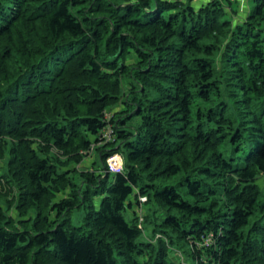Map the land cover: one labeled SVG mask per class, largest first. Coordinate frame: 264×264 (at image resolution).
Wrapping results in <instances>:
<instances>
[{
  "label": "trees",
  "instance_id": "16d2710c",
  "mask_svg": "<svg viewBox=\"0 0 264 264\" xmlns=\"http://www.w3.org/2000/svg\"><path fill=\"white\" fill-rule=\"evenodd\" d=\"M193 1L0 0V264H264V0Z\"/></svg>",
  "mask_w": 264,
  "mask_h": 264
},
{
  "label": "rangeland",
  "instance_id": "374dc122",
  "mask_svg": "<svg viewBox=\"0 0 264 264\" xmlns=\"http://www.w3.org/2000/svg\"><path fill=\"white\" fill-rule=\"evenodd\" d=\"M207 1H209V0H207ZM238 1L239 2L233 1V5L238 8L237 13L233 14V16L235 18L234 20H236V18L238 20L239 18H241V16L246 17V15H247L246 12L250 9L249 8L250 0L249 1L248 0H238ZM200 3L201 2L198 0L193 1L194 6H199ZM129 61H132L131 57H129ZM123 86H124V88L128 87L129 82L124 81ZM117 110H119V107L117 108ZM111 117H112V113H111V115L110 114L108 115L107 129L112 128V123L110 121ZM107 129H105V130H107ZM99 138H102V135ZM111 139H113L112 136H104L102 140H103V143H105ZM96 146L97 145H95V143H94L91 147V150H89L88 152L84 151L85 155H84V158L82 159V161L79 162L80 164L72 162V165H73L72 167H74V165H75L76 168H78L79 170H82L85 167L84 164L91 166V164L94 162V160H97V161L99 160V162H100V156H99L98 150H96ZM16 148H18V146L16 143L14 144V139L11 136L7 137L6 144H4L3 148H0V156L3 154L1 157V161H0V175H3V173L5 174L6 172H8V174H13L14 169H16V171H17L16 164H14L12 162L13 158L15 156ZM106 160H107L106 170L108 172H110L111 174H114L118 171L124 170L125 157H124L122 152L117 151V152L109 155ZM97 171L100 173L101 172H103V173L107 172V171H105V169H104V171L101 169H98ZM73 176H75L77 178V180L79 182H81V177L79 175L75 174ZM1 182H3V184L5 185V186L0 185V212H2L3 215L5 216L4 220L8 219V220H11L12 222L15 223V222H18L20 219H23V218L29 219L30 217L36 216L37 210L33 209L32 207H25V206L19 205L20 204V199H19L20 190L17 187V185L14 184V185L10 186V184L8 182H6V179H3V178H1ZM58 199H59V197H56L55 201ZM141 199H142V201H145L147 199V197L142 196ZM43 210L44 211L47 210V207H44ZM55 214H56V211L54 210L53 214L51 213L50 216L54 217ZM84 214H86V211L84 209L75 208V210L71 214V217L73 218V220H75L74 222H78L83 218ZM141 219H142V217H141ZM146 231L148 232V234L146 232L145 236L147 235L149 237L152 234V230L148 229ZM145 236H144V238H145ZM209 240H210L209 238H206L205 243L207 244V242ZM199 245H201V244H199ZM171 254L176 255V253L173 251L171 252ZM179 255H180V253H179ZM187 264H196V263H194L192 261H190V262L187 261Z\"/></svg>",
  "mask_w": 264,
  "mask_h": 264
},
{
  "label": "built area",
  "instance_id": "2783aa9c",
  "mask_svg": "<svg viewBox=\"0 0 264 264\" xmlns=\"http://www.w3.org/2000/svg\"><path fill=\"white\" fill-rule=\"evenodd\" d=\"M112 134H113V128H108L105 132H104V134L102 135V138H101V143L103 142V137L104 136H112Z\"/></svg>",
  "mask_w": 264,
  "mask_h": 264
},
{
  "label": "crops",
  "instance_id": "0c3cea01",
  "mask_svg": "<svg viewBox=\"0 0 264 264\" xmlns=\"http://www.w3.org/2000/svg\"><path fill=\"white\" fill-rule=\"evenodd\" d=\"M198 1H200L201 3H200V5L202 4V3H205V2H207V0H198ZM199 5V6H200Z\"/></svg>",
  "mask_w": 264,
  "mask_h": 264
}]
</instances>
